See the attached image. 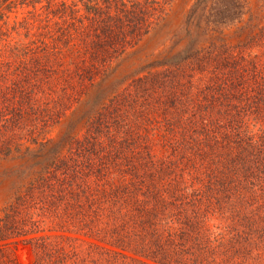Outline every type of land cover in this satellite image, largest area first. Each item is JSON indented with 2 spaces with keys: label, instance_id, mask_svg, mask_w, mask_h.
Here are the masks:
<instances>
[{
  "label": "trees",
  "instance_id": "1",
  "mask_svg": "<svg viewBox=\"0 0 264 264\" xmlns=\"http://www.w3.org/2000/svg\"><path fill=\"white\" fill-rule=\"evenodd\" d=\"M8 1L0 264H264V14L196 4L177 53L120 77L162 2Z\"/></svg>",
  "mask_w": 264,
  "mask_h": 264
},
{
  "label": "rangeland",
  "instance_id": "2",
  "mask_svg": "<svg viewBox=\"0 0 264 264\" xmlns=\"http://www.w3.org/2000/svg\"><path fill=\"white\" fill-rule=\"evenodd\" d=\"M11 3L14 1L21 0H9ZM8 1V2H9ZM164 4V13L161 15L158 23L154 29H152L148 34L144 35L140 39L138 44L130 49L126 55L123 56L122 62L117 70V76H123L130 73L134 69L148 62L161 60L166 57H170L177 53L186 43L187 38L185 31L183 30L184 24L187 20V16L190 10L197 4L199 9L205 10V15H213L217 12H223L226 8H230L233 5H238L244 7L243 9L247 11L242 17V22H245L250 13L256 15L264 14V0H157ZM6 4L0 5V11L5 7ZM25 6H14L10 12H6L7 20L12 23L15 18L22 16L26 9ZM7 11V10H5ZM235 27H231L225 30L224 33L227 35L226 40L228 42L234 43L241 39L242 36H237L233 33ZM79 128V125L76 129ZM75 129V130H76ZM56 133L53 132L52 136ZM3 164L0 165V205L8 199L10 196V180L11 178L3 175V169L5 166H10ZM65 255L59 250H45L41 248H36L33 246H20V258L25 264L33 261L36 257H41L44 259L61 257Z\"/></svg>",
  "mask_w": 264,
  "mask_h": 264
}]
</instances>
